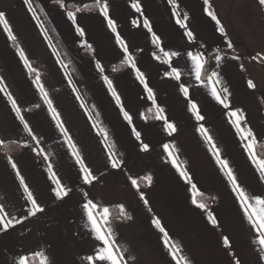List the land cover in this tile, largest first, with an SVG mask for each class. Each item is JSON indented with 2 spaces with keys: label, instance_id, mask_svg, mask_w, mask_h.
<instances>
[{
  "label": "crops",
  "instance_id": "crops-1",
  "mask_svg": "<svg viewBox=\"0 0 264 264\" xmlns=\"http://www.w3.org/2000/svg\"><path fill=\"white\" fill-rule=\"evenodd\" d=\"M105 3L115 33L100 11ZM30 4L32 11L25 0H0V12L15 36L10 39L0 24V207L5 220L13 221L7 230L0 227V264H19L21 257L27 264H41L44 257L47 264H111L97 258V250L106 246L95 239L91 225L86 227L83 205L89 200L96 205L90 210L97 227L106 236L111 228L110 250L119 264H264L255 224L264 207L255 201L264 199V176L256 163L264 161L256 151L262 148L264 155V5L259 0H208V10L217 17L213 20L204 0ZM117 34L122 44L116 43ZM189 52L200 58L202 67L204 59L215 54L207 78H201V67L197 80L196 61ZM249 81L254 87H248ZM181 86L188 89L187 96ZM213 88L222 98L227 96V108L211 95ZM189 102L197 105L203 120L195 119ZM160 108L174 132L155 118ZM232 111L243 115L239 131ZM201 125L212 144L197 131ZM249 130L252 137H247ZM7 143L19 149L5 152L2 145ZM213 144L249 197L250 207L242 206L233 191L216 162ZM73 151L91 173L89 182ZM172 158L189 179L180 176ZM21 179L39 211L27 199ZM57 180L66 195L56 196ZM196 194L209 198L205 208L198 207Z\"/></svg>",
  "mask_w": 264,
  "mask_h": 264
},
{
  "label": "snow or ice",
  "instance_id": "snow-or-ice-1",
  "mask_svg": "<svg viewBox=\"0 0 264 264\" xmlns=\"http://www.w3.org/2000/svg\"><path fill=\"white\" fill-rule=\"evenodd\" d=\"M57 2H59V0H57ZM169 2L172 3V2H174V0H169ZM25 3L28 5V7H29V11H32L31 4H30V0H25ZM259 3H260L261 5H264V0H259ZM204 4H205V9H204L205 12H206L209 16H211L213 20H216L217 17H216L211 11L208 10V7H207V5H208V0H204ZM61 6H63V5H61ZM99 7H100V11H101V13L103 14L104 18L107 20L108 27H109V28L115 33V32H116L115 22H114L112 19L109 18L108 5H107V3H105V4H103L102 6H99ZM132 7L135 8L137 11H140V8H139V5H138V4L133 3ZM67 15H68L69 19H72L73 21H75V17H74V15H73L72 12H68ZM173 15H176V13L173 12ZM33 18H36L34 12H33ZM186 18H187V17L185 16V19H186ZM176 22H177L178 24L181 23L180 19H177ZM134 23H135V22H134ZM217 23H219V21H217ZM0 24L3 25V29H4V31L7 32L8 37H9L10 39H13V40H14V39H15V36H13V34H12V32H11V30H10V28H9V25H8V23H7V21H6L5 14H4L3 12H0ZM148 24H149L148 20L145 19V20H144V26H145V27H148ZM219 30H220L221 32H223V29H222V28H220ZM76 31H77L80 35H83V34H84V33H83V30L80 29L79 27H77ZM149 31H151L150 28H149ZM187 35L191 36V33L189 32V33H187ZM116 43H117V44H122V43H123L122 40H121V37L119 36V34L116 35ZM153 43H157V44L159 43L158 38L155 37V36H153ZM229 47H231V44H229ZM124 52L127 53V48H126V47L124 48ZM19 55H20L21 59L24 60V63L27 65V60L24 58V53H23V51H19ZM168 55H169V53H165V56H168ZM171 55H177V53H172ZM188 56H189V58H191L193 61H196V78H197V80H199V79H200V69H201V67H202V63L200 62V58H199L198 56H193L191 52L188 53ZM216 59L219 60L220 57L217 56ZM125 60H131V57L128 56V55H125ZM132 66L135 67V64H133ZM96 68L99 69L101 72H103V68L101 67V65H100L99 62H97V64H96ZM172 72H173V73H176L177 70H176L175 68H173V69H172ZM212 75L215 76L216 73L214 72ZM137 76H138V78H140V82H141L142 84H144V80H143V78H142V74H140L139 72H137ZM176 78H177V79L179 78V74H178V73H177V77H176ZM104 80L108 83V86H109V88L111 89V81H109L108 78H107L106 76L104 77ZM0 83H2V81H0ZM34 83H37V84H38V83H39V78H37V80H36ZM248 87H249V88L254 87V85H253V83H252L251 81L248 82ZM145 89H146L147 92H148V97H149V99H152V97H153L152 90H151L150 88H148L146 84H145ZM40 90H41V92H42L43 95H44V99H45V101L48 103L49 109H50V110L52 111V113H53V118L57 120V126L60 127L61 125H60V123H59V117H58V115L55 113V109L52 108V102H51L50 100L47 99V93H44V92H43V88H42V87H41ZM180 90H181V92L184 93L185 96L188 95V89H187V88L181 86V89H180ZM0 91H3V89L0 88ZM227 91H228V90H227L226 88L223 89V92H224V93H227ZM112 95L116 98V101H117V103L119 104V102H120V101H119V97L117 96V94H116L115 91L112 92ZM211 95H212V96H213V97H214L219 103L224 104V106H225L226 108L228 107V105L225 104V100L227 99V96H224V97L222 98L221 95L217 92V90H216L215 88L212 89ZM12 107H13V109L16 111L17 116L20 117V111H19V109L17 108V106H16V102H15L14 100L12 101ZM121 111L123 112L124 119L130 121V120H131V117L129 116V114H128L126 111H123V109H121ZM189 111L194 113V115H195V119H196L197 121H200V120H203V119H204V117L201 116V115L199 114V112L197 111V105H196L195 103L189 102ZM161 113H163V109H162V108H160V109L157 110V115H156L155 118L158 119V120L165 121V123H164L165 130H170V131H173V132H174V131H175V126H174L172 123L167 122L166 119H165V117H164ZM230 115H231L232 117L235 118V119H234V124L236 125L237 130L239 131V130H240V124H241V121L243 120V115H242V113H239L238 111H232V112L230 113ZM20 119L22 120L23 118L20 117ZM24 128H25V129H28V125H27L26 123L24 124ZM101 131H103V129H101ZM197 131L200 132V133L204 136L205 140H206L209 144H212V137L208 134V130H207L206 128H204L203 125H201V126L197 129ZM134 135H136L137 138H139L140 133L135 132V130H134ZM252 135H253L252 132L249 130V131L247 132V137H252ZM33 138L35 139V137H33ZM248 147L250 148L251 145H249ZM72 148L74 149V148H75V145H72ZM147 148H148V145H147V144H144V145H143V149L146 150ZM212 148H213V150H214V155H215V158H216V162L220 165L221 170L225 172V174H226L228 180L231 182L232 187H233V191H235V192L237 193L238 198H239V199L241 200V202H242V206H248V207H250V205H249V197L246 195V193L244 192V190H242V189L240 188V186L237 184V179H236V177L233 175L232 170H231V168H230L229 165H228V162H227L226 160H224V159L221 158L220 152H219L218 150H215V145H214V144L212 145ZM164 149H165L166 151H168V149H169V145L165 144V145H164ZM73 155H74L75 158H76V162H77L78 164H80L81 170H82L83 172L87 173V174L84 176V180H85V182H89L90 177H91V173H89L88 170H87V168L84 166V163H83L82 159L80 158L79 154H78L77 152L73 151ZM171 155H172L171 152H169V156H170V157H171ZM171 163L173 164V166H175V167L177 168V171H179L181 177H184L185 179H189V178L187 177V174H186L184 171H182V170L180 169V165H179V163H178L177 158H172V159H171ZM256 163L259 164V166H260V170H261V173H262V176H264V161H257ZM112 166H113V167H117L118 164H117L116 162H113V165H112ZM12 167L15 168V167H16L15 164H13ZM17 175H19V174L17 173ZM53 178H54V177H53ZM149 179H150V178H149ZM20 183H21V186L24 187V191H25L26 193H28L27 199H28L29 201H31L33 208H36V210L39 211V209H38L37 206H36V201L33 199L32 194H31L30 192H28L27 187L24 185V181H23V179L20 180ZM56 184H57V189H58V190H55V189H54V191H56V196H57V197H60V196H62V195H66V194H67L66 191H65V190L63 189V187L60 185V182H59L58 180L56 181ZM132 184L135 185V184H136V181H135V180H132ZM195 187H196V186L193 184V185H192V188L195 189ZM141 198L143 199V195H141ZM255 201H256V203H257L258 205L264 206V199H262V198H260V197H255ZM193 203H194V204L196 203V200H195V199H193ZM95 207H96V205L93 204V202H92L91 200H89L88 202H86V203L83 205V209H84L85 215L87 216V221H88V224L86 225V227H87L88 225H91L92 232H93L94 235H95V239L98 240V241H102L103 244L106 246V247H104V248H100V249L97 250V258H98L99 260H101V261H104V260L107 259V260L111 261V264H119V259H118L116 256H114V255L112 254V251L110 250L109 240H110V237L113 235V233H112V231H111V228H110V227L107 228V230H106V231H107V236H106L105 234L102 233L101 229H100L99 227H97V222H96V220L93 218L92 212H91V210H90L91 208H95ZM198 207H200V208H205L206 206H205V204L200 203V204H198ZM121 208H122V206H121ZM246 211H247V208H246ZM3 212H4L3 208L0 207V227H2L4 230H7L8 227L12 225L13 221L10 220V219L5 220V216L3 215ZM32 214H33L32 212H29V215H32ZM103 214H104V216H105V218H106L107 215H108V209H107V208H104V209H103ZM249 220H252V215H249ZM17 222H19V221H17ZM211 222H212L213 224L216 223L215 219H212ZM105 223H107V220H105ZM153 223L155 224V226H156L157 228L160 229L161 232L164 231V229L161 228V226H160V222H159L158 220H153ZM255 224H256V226L258 227V231L260 232L259 244L261 245L262 248H264V207L261 208L260 214L258 215V217H257V221L255 222ZM165 237H167V234H166V233H165ZM223 242H224L225 245H228V243H229L228 238L225 237ZM165 244H166V245L168 244V240H167V238L165 239ZM172 247H175V245H173ZM105 252L107 253V255H102V254H101V253H105ZM38 255L43 256V253H38ZM174 258H175V257H174ZM88 259L91 260L92 257H88ZM182 259H183V258H182ZM19 264H27L26 259H25L24 257H21L20 260H19ZM41 264H47V257H44V258H43V260L41 261Z\"/></svg>",
  "mask_w": 264,
  "mask_h": 264
},
{
  "label": "trees",
  "instance_id": "trees-1",
  "mask_svg": "<svg viewBox=\"0 0 264 264\" xmlns=\"http://www.w3.org/2000/svg\"><path fill=\"white\" fill-rule=\"evenodd\" d=\"M214 58H215V54H211L204 59L202 72H201V78L202 79H205L210 75V73L214 67ZM2 149L5 152H14V151H17L19 149V146L12 144V143H7V144L2 145ZM260 149H262V148H256V151H258V154H260V157H263L264 155L261 151H259ZM196 200L198 202L205 204L206 206L209 204V198L205 195L196 194ZM109 212H110V215L113 216L114 215V208L111 207L109 209Z\"/></svg>",
  "mask_w": 264,
  "mask_h": 264
}]
</instances>
